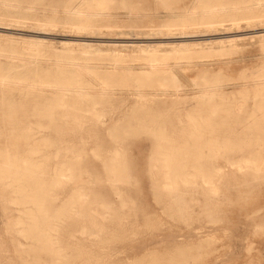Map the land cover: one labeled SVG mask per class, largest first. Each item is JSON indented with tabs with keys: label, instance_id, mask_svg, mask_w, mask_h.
<instances>
[{
	"label": "rangeland",
	"instance_id": "rangeland-1",
	"mask_svg": "<svg viewBox=\"0 0 264 264\" xmlns=\"http://www.w3.org/2000/svg\"><path fill=\"white\" fill-rule=\"evenodd\" d=\"M69 1L31 0L27 12L40 18H64L69 15ZM206 1L246 9L186 25L195 22L191 19L202 12ZM128 2L135 5L132 12L115 0L106 10L108 20L91 29L62 22L47 25L37 19L0 20V74L27 76L28 80L37 77L39 83L44 71L57 74L60 69L78 66L72 65L75 62L92 82V95L84 96L82 106L102 112L97 126L95 119L86 120L77 131L71 116L68 130L60 135L46 124L34 130L36 140L46 138L61 145L47 148L45 153L59 151L56 161L75 164L80 174L65 187L57 204L67 200L76 188L89 193L88 198L94 197L91 192L98 196L92 211L100 227L87 232L78 229L75 239L85 252L99 256L106 264H264V171L255 173L243 163L251 149L264 148V0L253 5L260 11L258 16L233 21V14L251 15V0ZM9 8L24 13L21 7ZM212 20L216 22L208 23ZM165 68L169 70L163 71ZM26 83L29 87L22 92L0 89V96L9 97L3 107L12 104L22 108L26 104L31 111L30 81ZM42 91L50 95L53 89L37 84V106ZM142 109L167 118L163 138L150 129L151 122L141 125L122 119ZM86 113L93 117L90 111ZM25 119L22 126L33 125L30 115ZM254 119L263 121L258 131L248 130ZM144 127L148 128L144 131ZM191 131L198 135L202 131V138L207 135L223 141L218 154H204L212 158L206 161L203 172L218 174L212 178L216 191H210L211 186L201 178L187 188L179 180L180 200L166 203L165 197L156 194L163 188V179L158 177L161 163L153 160L157 142H182ZM118 150L119 171L109 173L105 165ZM5 201L7 197L0 196V245L5 258L17 263L6 216L16 210L5 211ZM169 203L174 208L180 204L182 209L178 211ZM120 233L124 239L114 241ZM16 238L25 243L20 235Z\"/></svg>",
	"mask_w": 264,
	"mask_h": 264
},
{
	"label": "bare ground",
	"instance_id": "bare-ground-1",
	"mask_svg": "<svg viewBox=\"0 0 264 264\" xmlns=\"http://www.w3.org/2000/svg\"><path fill=\"white\" fill-rule=\"evenodd\" d=\"M114 1L115 0H70L67 11L69 15L66 17L58 18L45 16L40 18L38 15L30 16L28 14L27 10L30 8L28 5L29 3H32L31 0H0V20L9 22L15 21V19H17V21H20V19H37L47 25H56L59 24V22H62L77 29H91L99 25L100 22L108 20L105 13ZM259 1L261 0H251L249 7L252 11L251 15L243 16L241 14V16L236 17L235 14H233L234 16L231 18L232 21L258 16L260 11L258 12L255 10L253 5L256 2L260 4ZM120 2L131 12L135 8V5L129 3L128 0H120ZM11 5L14 7H21L24 13L18 14L16 12V14L15 12H12L9 8ZM245 9L241 8L239 10H235L234 8L232 9L224 6L223 4H209L206 1L205 4L201 6L202 12L199 15H194L193 19H191H195V22L191 21L186 25L198 23L196 22V19H212L224 14H229L232 11L244 13ZM215 22L216 21L214 20L208 21V23L211 24ZM152 60V65L154 66V61L157 60V58L154 57ZM59 64L61 65V63ZM72 65L78 66L71 67L72 69H60L57 74H49L48 72L45 73V71L42 73V76L39 78V83L42 87H51L53 91L50 95L45 94L42 91L41 104L39 106L36 104V89L37 84H39L37 82V77H33L28 80V78H26L27 76L14 77L8 74H0V85H2V88L0 89H5L6 93L13 92L15 90H21V92L22 90L24 91L29 87V83L27 84L26 81H30L33 101L31 111L28 109L26 104H24L22 108H15L12 104H10L11 107L8 108L3 107L5 100L9 102L8 94L0 96V123H4V125L0 124V196L7 197V202L5 201L6 203H4L5 206L2 205L5 211L13 209L16 210L15 214L10 215V213H8L6 216L9 221L7 228L10 235L13 236L12 241L15 244L17 260L19 261L16 263L14 260L6 259L0 245V264H106L101 261L102 259L99 256H96L93 253L85 252L81 246L82 243L75 239V232L79 231L78 229L82 230V232H87L88 229L95 231V229L100 227V223L95 222V213L92 211V205L97 203L96 201H98V196H96L95 192H91L94 197L88 198L90 196L89 193L84 191L82 188H76L69 194V198L67 200L61 204H57V199L65 191V187L73 179L79 177L80 174L76 173L77 167L75 164L56 161V159L60 157L59 151H55L53 153L44 152L45 149L51 147L60 146L61 148L60 144L55 141L51 142L46 138H42L40 141L36 140L37 136L34 134V130L38 129L35 128V126L44 127L46 124L48 125V128L50 127L54 132L60 135L64 131L68 130L66 124L69 122L71 116H74V120H76L78 126H76L75 130L77 131L81 130L82 124L86 120L95 119L96 126L97 123H100L102 112H98L94 109L87 110L82 106V103H84V96L90 97L92 95L90 94L91 92H89L92 82L86 78V72L83 71L80 64L73 62ZM45 70L48 71L47 69ZM168 70L169 69L165 68L163 71ZM104 84H107V81H104ZM162 84L161 86H163ZM5 104L7 103L5 102ZM260 104L262 105L263 103ZM257 106L258 105H256V107ZM260 108L262 110L263 107L260 106ZM88 111L93 114V117H91L89 113H86ZM262 111H264V109ZM149 113H151L149 109L134 110L125 114L122 119L127 123L135 122L141 125L151 122L152 124L150 129L157 133V135H160V138H163L161 135H163L166 131L163 124H165L164 120L167 118L158 112V114L154 113L153 115H150ZM250 113L251 112H249V114ZM28 115L33 118V125L28 127L22 126L21 123L26 121L25 118ZM147 116H149V118H147ZM222 117L223 116H221V119ZM250 117H252V115ZM261 120L258 119L257 121L254 119L251 122L254 124H252L253 126H248L249 129L247 126L245 127H247L248 130L258 131L262 128L258 125L260 122L264 121ZM141 125L139 127H142ZM199 125L198 127H200ZM226 127L228 128V126ZM128 128H130L129 125ZM146 128L144 127V131ZM202 129L204 132V127H202ZM243 129L245 130V128ZM201 132H199V135L195 132L197 134L196 135L191 131V135L182 142L172 140L165 143L166 141L163 142L161 141L162 139L157 142L158 149L155 151V154L157 152V157L153 158V160L161 163L162 174L158 177L163 179V188H159L156 194L161 197H165L167 199V201L165 200L166 203L171 202L172 200H180L179 197L181 196L178 194V188L181 184L179 180L183 181V185L186 187L194 184L198 178H201L205 183L211 186V188L209 187L210 191H216V186L213 187L212 185V178L218 174L203 172L204 169H206L205 164L210 162L209 159L212 158L209 156V159H207L204 157V154H218L220 147L223 146V141L221 142L220 139H212L211 135V138H209L204 133L203 134L207 139H205V137L202 138L203 135L200 134ZM211 132H213V130L209 133ZM215 136L216 135H214L213 138H215ZM220 136L222 137V135ZM164 139L166 140L167 137ZM223 139L224 138H222V140ZM229 140L227 141L228 145ZM98 141L101 143L100 140ZM206 147H208V149ZM205 148L209 151L208 153ZM119 154L120 151H116L115 155L110 157L105 165V170H108L109 173L110 171H119L118 169L120 167L116 165L119 160L117 159ZM246 154H248V156L243 160V163L247 165L248 169L261 174V172L264 171V148L251 149L249 153ZM52 158L55 161L53 164L51 163ZM157 163L158 162H156V164ZM192 170H194V172H192ZM197 172L203 173L199 174ZM153 177L156 178L157 176L154 175ZM258 181H261V179ZM92 184L91 186L94 187ZM112 187L114 186L112 185ZM107 205L104 204L102 206L108 207ZM169 205L174 208L173 204L169 203ZM179 205L180 204H177V207L175 206L174 209L178 211L181 210L182 207ZM122 233L116 235L114 241L123 240L124 237ZM17 235L24 238L25 243L22 242L21 239L16 238ZM24 244H27V246H23ZM77 260H81L82 263H76Z\"/></svg>",
	"mask_w": 264,
	"mask_h": 264
}]
</instances>
